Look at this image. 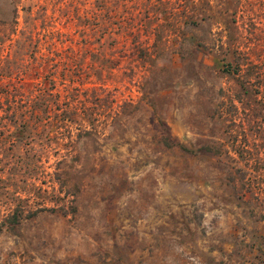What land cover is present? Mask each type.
<instances>
[{
    "label": "rangeland",
    "instance_id": "1",
    "mask_svg": "<svg viewBox=\"0 0 264 264\" xmlns=\"http://www.w3.org/2000/svg\"><path fill=\"white\" fill-rule=\"evenodd\" d=\"M0 264H264V0H0Z\"/></svg>",
    "mask_w": 264,
    "mask_h": 264
},
{
    "label": "trees",
    "instance_id": "2",
    "mask_svg": "<svg viewBox=\"0 0 264 264\" xmlns=\"http://www.w3.org/2000/svg\"><path fill=\"white\" fill-rule=\"evenodd\" d=\"M16 218H17V217H16V214H15V216H13V220H14V222H16Z\"/></svg>",
    "mask_w": 264,
    "mask_h": 264
}]
</instances>
